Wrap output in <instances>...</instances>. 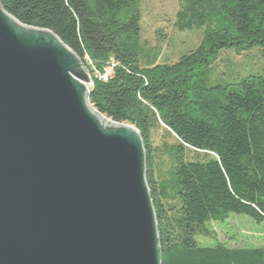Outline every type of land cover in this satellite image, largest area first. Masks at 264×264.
I'll return each instance as SVG.
<instances>
[{"label":"trees","instance_id":"obj_1","mask_svg":"<svg viewBox=\"0 0 264 264\" xmlns=\"http://www.w3.org/2000/svg\"><path fill=\"white\" fill-rule=\"evenodd\" d=\"M0 3L24 26L52 32L77 54L91 79L93 109L141 134L162 264H264L262 248L197 241L209 235L208 225L231 215L264 223V67L234 82L211 80L223 53L264 52V0H180L182 28L206 30L199 47L173 64L159 62L161 51L142 48L139 0ZM160 128L175 143L164 150L170 180L157 185L151 134ZM188 150L205 160L186 161ZM169 199L177 209L163 204Z\"/></svg>","mask_w":264,"mask_h":264},{"label":"water","instance_id":"obj_2","mask_svg":"<svg viewBox=\"0 0 264 264\" xmlns=\"http://www.w3.org/2000/svg\"><path fill=\"white\" fill-rule=\"evenodd\" d=\"M86 81L0 3V264H162L141 134L98 114Z\"/></svg>","mask_w":264,"mask_h":264},{"label":"rangeland","instance_id":"obj_3","mask_svg":"<svg viewBox=\"0 0 264 264\" xmlns=\"http://www.w3.org/2000/svg\"><path fill=\"white\" fill-rule=\"evenodd\" d=\"M141 22L140 41L144 50L161 51L160 63L173 64L185 54L194 51L201 44L205 35L203 29L186 30L179 22L178 14L183 10L180 0H139ZM217 21L212 19L208 25L215 27ZM264 67V52L252 50L237 55L226 52L216 63L212 78L213 82H234L252 74H258ZM106 71H110L107 69ZM86 85L91 87L90 82ZM175 141L165 129H156L151 134V144L155 150L154 177L157 185L169 181L172 168L171 160L165 155L166 145ZM186 161H204L205 154L186 151ZM168 208H178L177 201H163ZM208 236H198L201 246L222 244L230 248H262L264 249V223L256 224L244 216L231 215L222 224L211 223L207 226Z\"/></svg>","mask_w":264,"mask_h":264},{"label":"built area","instance_id":"obj_4","mask_svg":"<svg viewBox=\"0 0 264 264\" xmlns=\"http://www.w3.org/2000/svg\"><path fill=\"white\" fill-rule=\"evenodd\" d=\"M112 73V69H110V71H106L105 74L103 76H101V79L104 81V82H108L109 81V78H110V75Z\"/></svg>","mask_w":264,"mask_h":264}]
</instances>
